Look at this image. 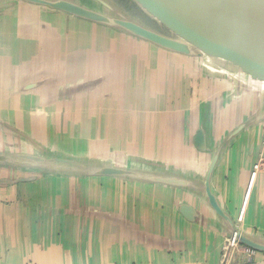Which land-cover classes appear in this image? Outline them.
Segmentation results:
<instances>
[{"label":"crops","instance_id":"1","mask_svg":"<svg viewBox=\"0 0 264 264\" xmlns=\"http://www.w3.org/2000/svg\"><path fill=\"white\" fill-rule=\"evenodd\" d=\"M76 1L105 12L97 0ZM102 1L156 27L130 0ZM0 92L9 108L22 99L37 109L42 124L94 122L98 142L115 144L94 154L52 145L0 116L6 142L8 133L37 141L34 151L17 153L93 157L152 176L0 165L20 175L15 179L34 177L0 184V264H218L231 223L264 245V162L238 221L252 167L264 160V81L41 6L0 0ZM199 128L204 151L193 146ZM82 140H91L89 130ZM215 157L208 188L222 215L206 194ZM248 255L235 259L264 264V252L250 263Z\"/></svg>","mask_w":264,"mask_h":264},{"label":"water","instance_id":"2","mask_svg":"<svg viewBox=\"0 0 264 264\" xmlns=\"http://www.w3.org/2000/svg\"><path fill=\"white\" fill-rule=\"evenodd\" d=\"M20 1L117 30L175 55L218 61L248 76L251 81H264V0H130L156 24L152 28L102 0L97 2L105 8V12L93 10L76 0ZM193 146L202 151L208 149L203 128L197 130ZM52 157L37 158L30 154L0 151V165L23 168L42 165L44 168L55 167L65 175L123 179L139 176L145 179L143 177L149 176L152 180L150 174L139 173L112 161L103 163L93 157L82 161L81 158L77 160L59 154ZM216 160L217 157L206 174V194L213 209L222 215L208 188ZM31 179L34 177L9 180L0 178V184ZM226 238H234L240 245L254 252H264V245L246 237L236 224L231 223Z\"/></svg>","mask_w":264,"mask_h":264},{"label":"rangeland","instance_id":"3","mask_svg":"<svg viewBox=\"0 0 264 264\" xmlns=\"http://www.w3.org/2000/svg\"><path fill=\"white\" fill-rule=\"evenodd\" d=\"M124 49L125 48H123L122 50L124 51ZM130 50L131 49H129V51ZM131 54H132V50H131ZM3 94L4 93L0 92V116L15 123L16 127L19 129L27 128L29 129V131L33 132V134L38 135L41 138L50 140L49 143L52 145H55V144L58 145L62 143L72 149L88 147L90 148V150L92 149L93 151L92 154L96 153L98 148L104 147L105 144L108 145L107 147L109 149H113L111 147L115 145L114 143H112L113 145L112 144L109 145V142H105V144L104 142H98V140L96 139V137L98 136V125H96L94 122H92V124H89L88 126L87 125H84V126L77 125V123H74L75 125L73 126H70L68 124L65 126L64 124L65 121H63V123L61 121H60L61 123L60 122H54V123L53 122H47V123L43 122L44 124H42V121L40 120V118H37V116H39L37 114V109H31V108L24 107V104H27V102L23 101L22 99L16 100L17 101L16 104L19 105L20 107L16 106L15 108H12V107L9 108L7 103L3 102ZM251 97L253 96L249 94V98ZM39 112H41V110ZM92 116L95 117L96 115H92ZM39 121H40V124H39ZM81 129H85V130L82 131ZM86 130H89L91 140H86V141L82 140V135L84 134ZM5 133L7 132L0 130V151L10 152V153L13 152L15 154L18 151H20V149H28V150L34 151V149L37 148V141L34 142V141L23 140L21 142L18 138L12 136L9 133H8V135H10L9 139L12 141L6 142L5 140L7 138V135ZM75 134H77L78 137H76L77 135ZM58 136L59 137L60 136L72 137V141L61 140V139L56 138ZM45 144H48V142H45ZM21 174L23 175L26 173L21 172ZM0 175L10 177V179H15L16 176H20V175H17L15 172H10L9 170H6L5 168L0 169ZM27 176L29 175L27 174ZM250 256L251 255H248L249 258L245 256L244 261L246 262L248 259L251 260ZM218 264H222V256H220ZM226 264H230V263H226ZM231 264H238V262L235 259L233 260V262H231ZM239 264H242V262H240Z\"/></svg>","mask_w":264,"mask_h":264},{"label":"built area","instance_id":"4","mask_svg":"<svg viewBox=\"0 0 264 264\" xmlns=\"http://www.w3.org/2000/svg\"><path fill=\"white\" fill-rule=\"evenodd\" d=\"M263 162H264V160L261 159L258 162H256L252 167V171H251L250 177H249L247 192L245 195V200L243 202L242 208H241L239 216H238V221H240V222L243 219L246 203H247L251 188L253 187V184L256 180L258 173L260 172V170L263 167L262 166ZM239 252H244L245 254H249V255L255 254L254 251L247 249L244 246L240 245L234 238H226L224 241V245L222 246V251H221L222 264H226V263L231 264V262H233V260H235V258L237 257V254H239ZM250 262H251V260L248 259V263H250Z\"/></svg>","mask_w":264,"mask_h":264},{"label":"bare ground","instance_id":"5","mask_svg":"<svg viewBox=\"0 0 264 264\" xmlns=\"http://www.w3.org/2000/svg\"><path fill=\"white\" fill-rule=\"evenodd\" d=\"M128 2V1H127ZM130 3V2H129ZM130 5V4H129ZM132 5V4H131ZM132 7V6H131Z\"/></svg>","mask_w":264,"mask_h":264}]
</instances>
